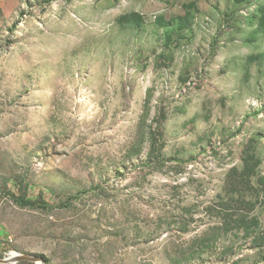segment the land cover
I'll return each instance as SVG.
<instances>
[{
    "label": "rangeland",
    "instance_id": "obj_1",
    "mask_svg": "<svg viewBox=\"0 0 264 264\" xmlns=\"http://www.w3.org/2000/svg\"><path fill=\"white\" fill-rule=\"evenodd\" d=\"M14 252L264 264V0H0Z\"/></svg>",
    "mask_w": 264,
    "mask_h": 264
},
{
    "label": "water",
    "instance_id": "obj_2",
    "mask_svg": "<svg viewBox=\"0 0 264 264\" xmlns=\"http://www.w3.org/2000/svg\"><path fill=\"white\" fill-rule=\"evenodd\" d=\"M31 261L35 264H48L47 260H45L42 257L34 256V255H24V254H12L9 257L3 258L0 255V262L5 263V264H18L19 262L22 261Z\"/></svg>",
    "mask_w": 264,
    "mask_h": 264
},
{
    "label": "trees",
    "instance_id": "obj_3",
    "mask_svg": "<svg viewBox=\"0 0 264 264\" xmlns=\"http://www.w3.org/2000/svg\"><path fill=\"white\" fill-rule=\"evenodd\" d=\"M160 126V129L159 130H162V126L161 125H159ZM21 263H29V261L28 260H25V261H22Z\"/></svg>",
    "mask_w": 264,
    "mask_h": 264
},
{
    "label": "bare ground",
    "instance_id": "obj_4",
    "mask_svg": "<svg viewBox=\"0 0 264 264\" xmlns=\"http://www.w3.org/2000/svg\"><path fill=\"white\" fill-rule=\"evenodd\" d=\"M14 254H16V255H17V254H19V253H18V252H14Z\"/></svg>",
    "mask_w": 264,
    "mask_h": 264
}]
</instances>
